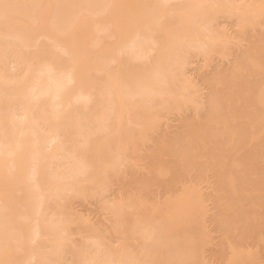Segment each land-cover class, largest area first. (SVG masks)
Returning <instances> with one entry per match:
<instances>
[{
    "label": "bare ground",
    "instance_id": "1",
    "mask_svg": "<svg viewBox=\"0 0 264 264\" xmlns=\"http://www.w3.org/2000/svg\"><path fill=\"white\" fill-rule=\"evenodd\" d=\"M263 23L264 0H0V264H264ZM215 57L203 96L187 67ZM97 196L104 227L72 208Z\"/></svg>",
    "mask_w": 264,
    "mask_h": 264
},
{
    "label": "rangeland",
    "instance_id": "2",
    "mask_svg": "<svg viewBox=\"0 0 264 264\" xmlns=\"http://www.w3.org/2000/svg\"><path fill=\"white\" fill-rule=\"evenodd\" d=\"M231 21H234L233 19L231 20H228L227 22L225 21V23H226V25H225V27H228L229 28V32H231L230 31V29L231 28H233V29H235L234 27H235V22L232 24V22ZM264 24V23H263ZM232 25H234V27L232 26ZM264 26V25H263ZM232 30V29H231ZM233 31V30H232ZM218 58V57H217ZM229 58V57H228ZM231 58V57H230ZM229 58V59H230ZM215 59H216V57H215ZM219 59H221V60H219ZM200 60L201 59H196V58H193V61L191 62V65H190V67L188 66L187 67V69L189 68V70H187V72L189 71V73L191 72V76H194V79L193 80H196L197 81V83H199L200 81H202V80H200L199 78L201 77H203V75L204 74H206V73H211V71H213V68H214V70H215V68H217V71H218V69L219 68H224L223 70H225V69H227V68H229L230 67V60H228L227 59V57H225V59L223 58H218V59H216V60H214V62H213V60H212V63L210 62L209 64V66H205V65H202L201 66V62H200ZM202 64H203V62H202ZM229 65V66H228ZM225 66H227V67H225ZM195 69V70H194ZM196 73H195V72ZM219 71H220V69H219ZM222 71V70H221ZM189 73H188V75H189ZM198 73H200L199 75H201V76H199L198 77ZM203 74V75H202ZM207 75V74H206ZM191 78V77H190ZM193 78V77H192ZM191 78V79H192ZM200 80V81H199ZM194 82V81H193ZM196 83V82H195ZM203 84V85H202ZM199 85H201V89L200 90H202L203 91V93H204V95L203 96H205L206 94V91H207V89L208 88H206V87H204L205 85H204V83L203 82H200L199 83ZM204 87V88H203ZM200 88V87H199ZM202 93V94H203ZM194 112V111H193ZM193 112L189 109H184L183 111H181V112H179L180 114H178V113H171L172 115L171 116H167V118L168 119H166V124H163L164 123V121H162V123H161V127L159 128V130L158 131H160V129L162 128V130L160 131V133H165V131L167 132V134L168 133H170V132H172V131H174V129L176 130L177 128H179V124H180V121L182 120V118L181 117H184L185 116V118H186V116L188 117H191L192 116V114H193ZM193 116H196V115H194L193 114ZM192 116V117H193ZM181 118V120H179ZM184 118V119H185ZM187 119V118H186ZM184 120H182L181 122H183ZM177 127V128H176ZM173 129V130H172ZM165 130V131H164ZM166 178V177H165ZM180 178H183L182 176H180ZM118 180V178H114V180ZM119 179L120 180H118V181H114V184H112L111 185V187L109 188V191L104 195V196H109L110 198L111 197H118L119 198V196L121 197V194H124V192H122L121 193V191H119V189L117 190V188H118V183H120V181H121V179L122 178H120L119 177ZM125 179V178H124ZM124 179H122V180H124ZM209 179V178H208ZM207 178H206V182L208 183V180ZM194 180H195V178H194ZM195 181H197V180H195ZM205 181V180H204ZM118 182V183H117ZM198 182V185H199V187H201V190L203 191V193H210V187H211V185L209 186V184L211 183V182H209L208 184L206 183V182H203L202 181V183H200V181L198 180L197 181ZM116 183V184H115ZM200 183V184H199ZM197 184V183H196ZM198 187V186H197ZM198 187V188H199ZM156 187H152L151 189L152 190H149L150 192L152 191L153 192V194H156L157 196H159L158 194L160 193V195H161V192H163L162 190H164V189H162V190H159V189H155ZM158 188H160V186L158 187ZM212 188V187H211ZM126 191L128 190V188H126L125 189ZM122 191H124V190H122ZM211 192H212V189H211ZM205 193V194H206ZM101 195V194H100ZM103 195L101 196L102 198H103ZM149 195H150V193H149ZM156 195H153L152 196V194H151V197H156ZM207 195V194H206ZM123 196V195H122ZM98 197V196H97ZM101 197H98L99 199H97V198H95V199H86V201L84 200V201H80V200H75V199H73L72 200V202H73V206H72V208H74V211H79L80 213H82V215L83 216H85V217H87V220L88 221H90V223H92V224H96V225H100L99 227H101V226H103L104 227V225H106L107 223H109V216L106 214V213H103L104 211L102 210H100V208H99V206H100V204H101V202L103 201V200H100L101 199ZM106 197H104L105 199H106ZM109 197H107V199H109ZM100 200V201H99ZM99 202H100V204H99ZM207 202H208V207L209 206H211L212 205V207H213V204H211V200L209 201V200H207ZM211 208V207H210ZM214 210L215 211V209H214V207L213 208H211L210 209V211H209V213L210 214H212V211ZM76 211V212H77ZM213 211V212H214ZM215 213V212H214ZM213 213V214H214ZM212 214V215H213ZM111 217V216H110ZM212 224V223H211ZM209 224V228H210V230H212V229H214V230H216L215 229V227L213 228V226H214V224ZM108 225V224H107ZM74 227V229H75V226H73ZM73 229V230H74ZM214 230H212V231H210V232H212V234H211V236H213V242L212 243H216V241L218 240V237H219V233H218V231L217 232H215ZM218 233V234H217ZM74 235V234H73ZM78 236L79 235H77L76 234V237L75 238H77L78 239ZM111 236H113V235H111ZM81 237V236H80ZM79 237V238H80ZM114 237V236H113ZM112 237V238H113ZM74 238V237H73ZM74 238V239H75ZM115 238H117L118 239V236H116V237H114L113 239H111V240H116ZM119 240V239H118ZM77 241V240H76ZM75 241V242H76ZM79 241H81V240H79ZM117 241V240H116ZM219 241V240H218ZM118 242V241H117ZM117 242H115V244L117 243ZM114 243V242H113ZM214 246H215V244H212V245H208V248H211V250H213L214 249ZM216 247V246H215ZM213 248V249H212ZM210 250V249H209ZM208 249H207V253L206 254H208V251H209ZM211 251H209V255H207L208 257H209V259H210V261H211V259L212 258H210V253ZM214 259V258H213ZM213 259H212V261H211V263L213 262V263H215V264H219V262L218 263H216L217 262V260L215 259V262L213 261Z\"/></svg>",
    "mask_w": 264,
    "mask_h": 264
}]
</instances>
